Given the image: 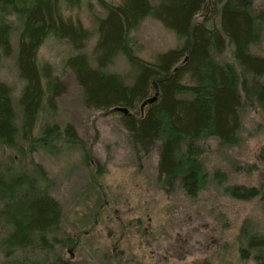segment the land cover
<instances>
[{
  "label": "trees",
  "instance_id": "16d2710c",
  "mask_svg": "<svg viewBox=\"0 0 264 264\" xmlns=\"http://www.w3.org/2000/svg\"><path fill=\"white\" fill-rule=\"evenodd\" d=\"M85 2L0 0V57L12 55L17 35L16 67L24 83L19 117L11 87L0 80L1 146L13 147L21 141L34 154L53 152L60 142L65 147L83 144L70 125L64 130L47 126L38 138L34 131L40 115L55 112L57 99L65 93L51 67L40 65V49L49 39L66 42L77 52L86 49L92 34L67 14ZM255 2L122 0L116 5L101 0L106 13L97 21L92 56L80 53L67 61L83 89L87 108L129 110L127 115L118 114L133 143L146 154L160 144L159 180L166 185L179 183L188 197H197L209 179L199 144L216 139L220 145L235 146L245 103L264 115V57L253 50L263 41L264 10L256 8ZM149 17L181 40L178 48L159 54L153 63L136 55L132 37ZM229 47L239 70L215 57ZM119 55L131 67V83L107 71ZM156 96V102L142 112V105ZM49 186L40 165L30 171L10 167L0 171V264H73L57 250L74 242L61 233L62 209ZM226 191L233 198L251 200L264 189L230 187ZM245 236L241 254L264 264V235ZM50 252L58 256L54 261L45 259Z\"/></svg>",
  "mask_w": 264,
  "mask_h": 264
},
{
  "label": "rangeland",
  "instance_id": "374dc122",
  "mask_svg": "<svg viewBox=\"0 0 264 264\" xmlns=\"http://www.w3.org/2000/svg\"><path fill=\"white\" fill-rule=\"evenodd\" d=\"M100 1L86 0L81 9L67 13L92 34L85 50L77 52L66 42L49 39L39 52L40 65L51 67L65 93L57 99L55 112L46 110L40 115L34 136L40 137L47 126L58 125L64 130L70 125L83 144L65 147L60 142L53 152L34 154L21 141L13 147L0 145V171L8 167L30 171L42 166L50 194L62 209L61 233L74 242L61 250L57 247L67 262L256 264L250 255L241 254V248L246 246L245 234L264 235V192L258 198L241 200L231 197L226 189H264V115L258 107L245 103L235 146L220 145L216 139L199 144L200 161L209 179L197 197H188L179 183L163 184L159 180L160 144L146 154L133 143L120 114L87 108L83 89L67 65L69 58L80 53L92 56L97 21L106 13ZM255 7L264 10V0H256ZM132 37L136 55L149 63L181 43L152 17L145 19ZM12 45V55L0 57V80L11 87L20 117L18 102L24 83L16 67L17 35ZM253 50L264 57V36ZM215 57L239 70L231 47ZM107 71L131 83V67L123 55ZM48 257L54 261L58 256L50 252L45 259Z\"/></svg>",
  "mask_w": 264,
  "mask_h": 264
},
{
  "label": "water",
  "instance_id": "95a60500",
  "mask_svg": "<svg viewBox=\"0 0 264 264\" xmlns=\"http://www.w3.org/2000/svg\"><path fill=\"white\" fill-rule=\"evenodd\" d=\"M156 100H157V96L154 97V98H152V99H150V100H148L147 102H145V103L142 105V107H141V111L143 112L144 109H145V107H147L148 105H151V104L155 103ZM114 112H116V113H123V114H125V115L129 114V110H127V109H125V108H118V109H116Z\"/></svg>",
  "mask_w": 264,
  "mask_h": 264
}]
</instances>
